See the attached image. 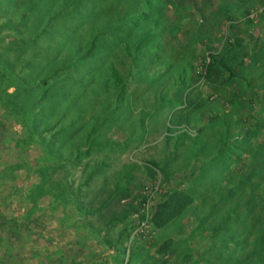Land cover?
I'll return each instance as SVG.
<instances>
[{"label": "rangeland", "instance_id": "374dc122", "mask_svg": "<svg viewBox=\"0 0 264 264\" xmlns=\"http://www.w3.org/2000/svg\"><path fill=\"white\" fill-rule=\"evenodd\" d=\"M263 115L264 0H0V203L94 264H264Z\"/></svg>", "mask_w": 264, "mask_h": 264}, {"label": "crops", "instance_id": "0c3cea01", "mask_svg": "<svg viewBox=\"0 0 264 264\" xmlns=\"http://www.w3.org/2000/svg\"><path fill=\"white\" fill-rule=\"evenodd\" d=\"M19 204L21 207L25 205V203ZM47 204V211L44 208L40 210L43 205L37 203L31 216H24L25 211L19 212L20 216H13L9 210L6 211L7 203H0V250L7 251L6 248H8L13 253L17 247L24 245L22 242L31 241V247H27L30 256L27 264H94L95 262L90 261L93 256L91 246L86 242L75 240L79 235L78 231L82 230V227L84 229L85 226L78 228L70 217H66L65 224L59 227L56 224V217L49 211L50 203ZM58 231L67 232V239L60 242V245L65 247L64 252L55 247ZM83 234H87L86 228ZM71 249L73 251H70ZM0 264L9 263L0 258Z\"/></svg>", "mask_w": 264, "mask_h": 264}, {"label": "trees", "instance_id": "16d2710c", "mask_svg": "<svg viewBox=\"0 0 264 264\" xmlns=\"http://www.w3.org/2000/svg\"><path fill=\"white\" fill-rule=\"evenodd\" d=\"M20 16H21V19H23V20L25 19V13H22ZM234 40H235V42H238V41H240V38L239 37H235ZM233 44L234 43H231L229 46H232ZM226 49H228V48L225 47V49L222 50V52L219 51L216 54H212L213 69H212V67L210 69L211 72H214V71L220 72V74L222 76H224V77H225V75H223V73H222L223 72L222 71L223 68L226 69V70H228V72H230L229 71L230 69L227 67V65L225 64V61H224V54L226 52ZM214 65H215V67H214ZM231 72H232L231 74L233 75V71H231ZM257 122H259L261 124H264V115L263 116H260L258 118V121ZM229 142H230V139L225 140L224 141V145L228 144ZM167 245H169V244L167 242H165V244L163 245V247H167Z\"/></svg>", "mask_w": 264, "mask_h": 264}, {"label": "built area", "instance_id": "2783aa9c", "mask_svg": "<svg viewBox=\"0 0 264 264\" xmlns=\"http://www.w3.org/2000/svg\"><path fill=\"white\" fill-rule=\"evenodd\" d=\"M151 196H147L144 203H141V210H142V216L137 221V228L135 229L134 233H138L139 231H142L144 228L147 227V224L150 219V213L149 210L151 208Z\"/></svg>", "mask_w": 264, "mask_h": 264}]
</instances>
